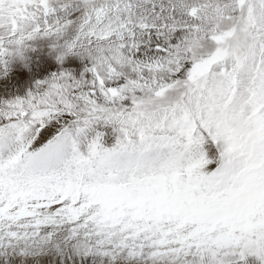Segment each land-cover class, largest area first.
<instances>
[{
	"label": "snow or ice",
	"instance_id": "obj_1",
	"mask_svg": "<svg viewBox=\"0 0 264 264\" xmlns=\"http://www.w3.org/2000/svg\"><path fill=\"white\" fill-rule=\"evenodd\" d=\"M81 2L0 0L90 63L0 103V264H264V0Z\"/></svg>",
	"mask_w": 264,
	"mask_h": 264
},
{
	"label": "rangeland",
	"instance_id": "obj_2",
	"mask_svg": "<svg viewBox=\"0 0 264 264\" xmlns=\"http://www.w3.org/2000/svg\"><path fill=\"white\" fill-rule=\"evenodd\" d=\"M76 4H79L80 7L79 6L76 7ZM52 6L55 8V11L49 17L50 22H54L55 18L57 20V17L58 19L62 21L67 20V19H74L75 17L82 14L85 10V5L81 2V0H73V2L67 5L68 8L70 7L69 8L70 12L67 15L66 13L62 14V12H65L67 10V7H63L61 5L58 6V4H53ZM51 43H52L51 40L48 38H37L36 40L29 42V46L34 45L35 47H39L45 44L43 52L36 51L35 56L32 53V55H29V57L28 56H22V57L18 56L16 58V56L14 55V60L16 61L18 60L17 65H19L20 67L18 68L13 67L12 70H9L8 68L0 66V103L15 99L17 97H20V98L27 97L30 91L35 90V86L37 82L51 78L54 73L58 74L63 71H69L72 73V75L79 78L81 73L84 72L85 67L90 66L89 61H87L86 59H82L81 57L77 55L65 56L67 58L65 60L69 62H73L71 60L72 59L76 60L77 58L79 61L78 62L76 60L77 64L74 65L72 63H66V64L62 63L61 65H59L60 63H58L57 56L55 57L54 52H50L49 49L47 48L49 46L51 49H53L51 47ZM37 52L39 54H37ZM56 52L57 54H59L58 51ZM10 63L12 65L15 64V62L13 61V58H11ZM43 65L45 66L43 67ZM17 73L19 74L20 84L18 85L17 83L15 86L14 84L16 83L15 79H17L18 77ZM27 77H31L32 79L31 80L26 79ZM255 259H256L255 257H249L248 264H254ZM255 264H259V262H256Z\"/></svg>",
	"mask_w": 264,
	"mask_h": 264
},
{
	"label": "bare ground",
	"instance_id": "obj_3",
	"mask_svg": "<svg viewBox=\"0 0 264 264\" xmlns=\"http://www.w3.org/2000/svg\"><path fill=\"white\" fill-rule=\"evenodd\" d=\"M80 3V2H79ZM59 6V5H58ZM73 6V5H72ZM75 6V5H74ZM77 6H79V4H76V7ZM80 7V6H79ZM70 8V7H69ZM69 8L67 7V10L65 11V12H62V14L63 13H66V15L70 12V10H69ZM73 9H74V7H73ZM83 9V8H82ZM72 10V9H71ZM85 11V10H84ZM72 12V11H71ZM65 15V14H64ZM65 15V16H66ZM53 17V16H52ZM51 17V18H52ZM56 17V16H55ZM57 19H58V17H57ZM56 20V18L54 19V21ZM45 40V39H44ZM39 41V40H38ZM43 42V41H42ZM49 43V42H48ZM47 43V44H48ZM34 45H32V46H29L24 52H23V56H28L29 57V55H32V53L34 54V56H35V52L36 51H38V52H43L44 51V47H45V44H43L42 46H39V47H35ZM48 49H49V51L50 52H54V55H55V57L56 56H58L59 54H57V52H56V50H53V49H51L49 46L47 47ZM32 49V50H31ZM37 52V54H39ZM16 56V55H15ZM18 56H16V58H17ZM80 57V56H79ZM78 57V58H79ZM11 58H13V61L15 62V64L14 65H12L10 62H11ZM7 60H8V63H7V68L9 69V70H12L13 69V67H20L19 65H17L18 64V60L16 61V60H14V55L13 56H11V57H8V58H6ZM65 59H67L66 57H64V59H63V62H61V61H59L58 60V63H60L59 65H61L62 63H64V64H66V63H72V64H77V61H78V59L76 58V60L75 59H72L71 61H73V62H69V61H67V60H65ZM80 59V58H79ZM79 62V61H78ZM85 65V64H84ZM42 66V65H41ZM45 65H43V67H44ZM67 66V65H66ZM39 67V66H38ZM86 68V67H85ZM80 70V69H79ZM40 72V71H39ZM17 75H18V77H17V79H15L16 80V83H14L15 84V86H16V84L18 83V85L20 84V82H19V74L17 73ZM34 77V76H33ZM26 79H32L31 77H27ZM24 85V84H23ZM255 261L256 262H258L256 259H255ZM254 261V264L256 263Z\"/></svg>",
	"mask_w": 264,
	"mask_h": 264
},
{
	"label": "clouds",
	"instance_id": "obj_4",
	"mask_svg": "<svg viewBox=\"0 0 264 264\" xmlns=\"http://www.w3.org/2000/svg\"><path fill=\"white\" fill-rule=\"evenodd\" d=\"M62 2H64V0H53V3H56V4H60V3H62ZM12 7H13V6H12L11 4H6V5H5V9H6V13H5V14H6V16L11 15V13H10L9 10H10ZM83 55H85V58H87L88 55H93V56H95V55H97V53H96L95 51L89 53L88 50L85 49V52L83 53Z\"/></svg>",
	"mask_w": 264,
	"mask_h": 264
}]
</instances>
